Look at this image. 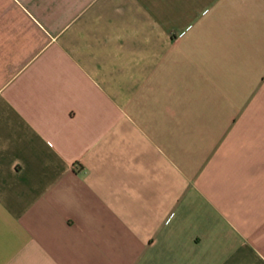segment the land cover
Instances as JSON below:
<instances>
[{"label": "crops", "instance_id": "1", "mask_svg": "<svg viewBox=\"0 0 264 264\" xmlns=\"http://www.w3.org/2000/svg\"><path fill=\"white\" fill-rule=\"evenodd\" d=\"M0 264H264V0H0Z\"/></svg>", "mask_w": 264, "mask_h": 264}]
</instances>
